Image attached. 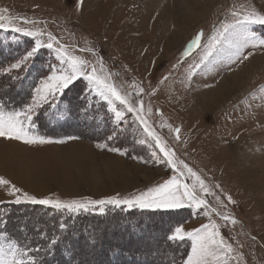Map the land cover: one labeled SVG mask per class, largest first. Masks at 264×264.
<instances>
[{"label": "rangeland", "instance_id": "rangeland-1", "mask_svg": "<svg viewBox=\"0 0 264 264\" xmlns=\"http://www.w3.org/2000/svg\"><path fill=\"white\" fill-rule=\"evenodd\" d=\"M251 8L264 12V0H0V15L11 17L15 27L43 33L30 37L12 27L0 29V111H25L33 104L34 89L42 80L68 69L54 51L58 46L55 42L54 49L41 47L20 68H11L35 47L37 39L46 45L51 33L68 46L69 54L89 62L87 71L95 66L97 74L127 94L137 108L142 101L140 114L174 150L177 167L185 173L181 180L191 184L194 179L179 163L183 161L205 180L211 193L204 195L199 186L196 188L209 202V209L132 207L183 211L182 217L148 220L155 226L150 233L145 229L147 219L142 218L141 235L121 214L132 209L126 205H109L103 214L98 210L79 212L106 216L115 210L112 213L117 214L81 223L86 231H78L79 240L63 243H71L74 250L75 261L70 264H112L110 255L116 251L140 257L143 264H173L182 247L166 243L165 238L171 219L179 218H186L178 225L185 231L212 221L220 225L223 237L233 247L221 264H264V47L245 48L243 55L249 51L253 55L240 62L225 46L188 79L215 29L230 22L234 10ZM252 27L264 35V26ZM201 31V46L185 55L188 44ZM234 74L241 78L233 93L218 104H208L205 98L210 89ZM39 114L46 120L40 127ZM32 121L35 127L29 132L51 143L26 144L0 138V177L10 182L0 185V232L6 233L0 243L14 240L8 230L20 233L26 227L37 233L39 222L32 218H43L42 212L32 211V218L17 220L23 207H5L20 205L8 195L11 185L38 198L98 200L117 194L131 198L177 174L136 113L128 112L114 98L111 103L104 99L83 76L63 94L58 93L55 101L35 108ZM58 121L63 123L53 127L52 135L43 134L46 124L49 129ZM175 128L180 129L179 139ZM211 208L217 211L211 212ZM217 212L234 217L236 223L222 219ZM13 219L17 221L11 223ZM90 236L98 239L94 249L85 247ZM185 240L189 243L187 254L176 264H185L192 253V238ZM41 264L50 263L43 260Z\"/></svg>", "mask_w": 264, "mask_h": 264}, {"label": "snow or ice", "instance_id": "snow-or-ice-1", "mask_svg": "<svg viewBox=\"0 0 264 264\" xmlns=\"http://www.w3.org/2000/svg\"><path fill=\"white\" fill-rule=\"evenodd\" d=\"M232 17L233 19L230 22H222L220 26L215 29L207 45L204 46V52L199 63L195 64L194 68L189 72V80L194 74L195 69L200 68L201 65H205L214 53L225 50V46L232 50V55L240 59V62L247 60L253 55L251 51H249L246 56L243 55L245 48L250 46L252 48L264 47V35H258L252 27L254 25L264 26V12L257 11L255 8L243 12L234 10L232 12ZM11 19V17L0 15V29L12 27L13 31L23 32L24 35L30 37H39L43 35V33L39 31L15 27L11 23ZM5 20H8L9 23H4L3 21ZM47 35L48 43L46 45L37 39L35 47H33L31 51H28L26 56L20 61L12 64L11 68H20L21 65L39 51L41 47L54 49V42L58 45L55 47L54 51L60 56L61 61L67 63L69 67L59 74L53 72L46 79L42 80L40 85L34 89L35 95L33 96V104L27 105L25 111L11 113L0 111V138L22 141L26 144L51 143L52 141L50 139L32 135L29 132L30 127H35L32 121V113L35 108L42 107L44 104L49 103V101H55L58 93L63 94L64 91L73 84V81L83 76L104 99L109 100L111 103V100L114 98L116 101L125 105L128 112L136 113V119L144 126V131L155 141L156 147H158L159 151L163 153V156L167 158V164L170 165L177 174L164 181V183L148 189L146 193H141L131 198H121L119 194L98 200L89 197L72 200L52 199L47 197L38 198L35 195L24 192L15 185H11L8 190V195L14 197L12 202L15 204L31 203L51 206L58 211L67 210L69 213L98 210L99 213L103 214L106 207L109 205L116 208L126 205L128 208L181 209L195 206L197 209L202 207L209 209V202L196 192V188L199 186V189L204 195L211 194L205 180L189 167L188 164L180 161L179 163L183 165V169H186L188 175L194 178L191 184L181 180V177H184L185 173L177 167V160L174 158V150L166 146V142L150 128L147 120L140 114L143 110V102L140 101V107L137 108L133 102H130L127 94H122L116 85L110 82L108 78L98 75L95 66H92L90 72L87 71L89 64L87 60L69 54L67 45L61 44L51 33ZM203 36V31L196 34L188 44L185 55L189 54L194 47L201 46L200 42ZM142 92L143 88H140V93ZM116 115L118 118L120 117L119 112H117ZM21 116H23L24 119H21ZM25 120L28 121L27 125H25ZM174 131L177 133V139H179L180 129L175 128ZM69 139L73 138L69 137ZM60 142L62 143L63 141ZM113 151H118V149H113ZM9 184L10 182L8 180L0 177V185L7 186ZM216 198L219 200V197ZM228 200L235 203V201H232L231 196H228ZM216 211V209L211 208V212ZM205 214L210 215V212L206 211ZM217 215H221L222 219L226 221L231 220L232 223H236L235 218L227 214L217 212ZM59 228L61 230H66L67 224L61 223ZM186 237H191L193 244L192 253L188 256L185 264H221L222 258L233 251L232 244L228 243L223 237L220 231V225L216 224L214 221L206 225H201L200 228H194L191 231H185L182 226H176L167 236V240L175 242L177 240H184ZM5 238L6 233L0 232V240H4ZM60 241V236L50 237L46 245V251L51 253L58 246ZM97 243L98 239L95 236H90L85 240V247L94 249ZM38 251L39 249L33 250L27 246H21L15 240H8L6 244L0 243V264H41V261L37 259L35 254Z\"/></svg>", "mask_w": 264, "mask_h": 264}, {"label": "trees", "instance_id": "trees-1", "mask_svg": "<svg viewBox=\"0 0 264 264\" xmlns=\"http://www.w3.org/2000/svg\"><path fill=\"white\" fill-rule=\"evenodd\" d=\"M68 92H69V90H68ZM38 116L39 117L37 118V123H38V126L40 127L41 124H43L46 120L41 119L40 114ZM41 121L42 122L44 121V122L41 123ZM62 123L63 122H61V121L59 123L55 122V124L53 123V126H51V128H49V129H47V126H46L47 124H46L45 125L46 131L43 134L52 135L51 130H53V127L54 126L60 127V125H62ZM19 206H22L23 207L22 209L25 212L23 211L22 213H19L16 216L17 220L21 219V221H22L23 218L24 219H26L27 217L32 218L33 212H36V211L43 213L42 220L39 218L37 219V217L32 218L36 222H39L38 224H39L40 228L37 229V231H38L37 233L31 232L32 230L31 229L29 230V228L27 230L26 227L24 229H22V231L20 233L12 232V230L11 231L8 230L7 231L8 235H10L11 239H14L15 241H17V243L21 246H27L28 248L38 247L40 249L39 250L40 253L39 252L35 253L37 255V257H39L41 259L40 260L41 262H43V260H44V263L49 262L50 264H70V262L74 263L75 259H73V257H72L74 250L71 247V243L70 244L69 243L63 244V243L65 241H68V240H71V241L72 240L73 241L79 240V236H77L78 231L79 232L80 231H83V232L86 231V225L81 224V223L90 224V220H97V219L99 220L101 218L106 217L107 215L109 216V218H111L117 214V213H114V214L112 213V212H115V210L108 211L106 216H103L101 214L96 215V214H81V213L80 214L79 213H77V214L65 213L64 214L62 212L59 213V212L55 211L53 208L42 206V205H36V204H29V205H27V204L21 205L20 204V205H14V206L11 204V205H7L5 207H7V209H8V207L17 208ZM29 211H30V213L33 211L31 216L26 215V214H29L28 213ZM121 214L123 216L127 217L126 221L129 223L128 226H130L133 229H136V232H138L137 235H141L140 232H141V229L143 230L144 226H142V224L139 222V220H141L142 218L143 219L145 218V220L147 219V222L145 224V229H147V230L149 229L150 231L148 233H150L155 226L154 225L152 226L148 222V220H153V219H155L154 217H156L157 219H159V217H170V218H174L177 216L182 217L181 215H183V211H178V210H150V209L132 208L130 210L121 212ZM118 215H120V214H118ZM134 218H136L137 221ZM32 219H31V221H34ZM130 219H133V220H130ZM185 219L186 218H179V220L171 219V222H169L168 227H170V231L166 235L165 242L166 243H172V244H175L176 246L182 247V250H180L179 255L177 257H175V260L171 261V262H173V264L180 262L185 257V255L187 254L186 252L188 251V248H189V243L186 240L185 241H183V240L178 241L177 240L175 242L169 241V240H167V236L171 232L172 228L181 224ZM17 220L13 219V221L11 223L16 222ZM159 222H161V221L159 220ZM46 223H47V225L51 224V227L47 226V228H46V226H44V225H46ZM61 223L67 224L66 230H61L59 228V225ZM52 226H53V228H52ZM52 236H60L61 237L60 243L51 253L47 252L46 250L42 251L43 247H45L47 245L49 238ZM73 237H75V238H73ZM44 255H46L45 259H44ZM47 257H49V258L47 259ZM74 258H75V256H74ZM110 259H111L112 264H143V261L141 260L140 257L130 256V255L125 254V252L121 253L120 251H116V253H114L113 255H110ZM146 264H147V261H146Z\"/></svg>", "mask_w": 264, "mask_h": 264}, {"label": "bare ground", "instance_id": "bare-ground-1", "mask_svg": "<svg viewBox=\"0 0 264 264\" xmlns=\"http://www.w3.org/2000/svg\"><path fill=\"white\" fill-rule=\"evenodd\" d=\"M240 72H241V76L243 77L244 76L242 75L243 72L242 71ZM241 76L238 74L226 76L224 79H222L219 82L217 86H215V88L210 89V91L207 93L208 96L207 98H205L206 99L205 101L208 102V104L210 103L211 105H215L227 99V97L233 93L235 89L234 85L238 83L237 80H239Z\"/></svg>", "mask_w": 264, "mask_h": 264}]
</instances>
